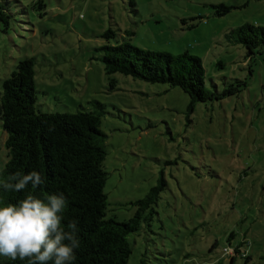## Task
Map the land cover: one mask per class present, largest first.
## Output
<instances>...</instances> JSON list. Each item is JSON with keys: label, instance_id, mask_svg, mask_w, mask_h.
I'll list each match as a JSON object with an SVG mask.
<instances>
[{"label": "rangeland", "instance_id": "374dc122", "mask_svg": "<svg viewBox=\"0 0 264 264\" xmlns=\"http://www.w3.org/2000/svg\"><path fill=\"white\" fill-rule=\"evenodd\" d=\"M135 1L137 13L124 0H0L9 16L0 20V88L29 58L39 111L100 114L106 218L131 219L162 176L153 212H141L127 237V264H262L264 49L248 57L225 36L245 23L264 26V0ZM219 4L231 10L218 16ZM109 28L116 36L105 40ZM125 42L199 58L209 91L235 81L242 89L189 113L177 87L105 73L98 48ZM5 138L0 122V170Z\"/></svg>", "mask_w": 264, "mask_h": 264}, {"label": "trees", "instance_id": "16d2710c", "mask_svg": "<svg viewBox=\"0 0 264 264\" xmlns=\"http://www.w3.org/2000/svg\"><path fill=\"white\" fill-rule=\"evenodd\" d=\"M124 1L131 12L137 13L135 0ZM212 8L218 16L231 10L223 4ZM8 18L0 6V20ZM115 36L111 28L101 35L105 40ZM225 37L230 43L242 45L248 57L264 49V26L245 23L231 29ZM98 50L107 75L120 73L148 83L177 87L189 98V113L198 103L222 100L242 89V83L235 81L222 92L207 90L201 60L186 52L171 55L147 51L127 42L104 45ZM36 101L34 62L25 58L17 62L0 88V122L6 135V161L0 170V179L16 172L36 171L45 183L36 189L28 185L23 191L0 188V206L16 204L29 194L41 199L63 194L67 207L62 213V226L67 230V224L76 221L79 230L80 243L74 250L72 264H127L131 253L127 237L139 229L141 212L148 209L153 212L165 186L162 176L144 198L134 203L137 211L131 219L119 222L106 218L107 197L103 190L108 177L103 164L106 135L100 129V114L81 110L45 113L37 109ZM92 104L100 110L103 108L99 103ZM261 260L264 264V255ZM146 262L142 257L140 264ZM0 264H28V261L0 256Z\"/></svg>", "mask_w": 264, "mask_h": 264}, {"label": "clouds", "instance_id": "9594fccd", "mask_svg": "<svg viewBox=\"0 0 264 264\" xmlns=\"http://www.w3.org/2000/svg\"><path fill=\"white\" fill-rule=\"evenodd\" d=\"M44 183L36 171L16 172L0 179V188L23 191L28 185L36 189ZM66 207L63 194L46 195L45 199L29 194L16 204L0 206V256L27 260L28 264H72L80 243L79 230L76 221H70L67 230L62 226Z\"/></svg>", "mask_w": 264, "mask_h": 264}, {"label": "built area", "instance_id": "2783aa9c", "mask_svg": "<svg viewBox=\"0 0 264 264\" xmlns=\"http://www.w3.org/2000/svg\"><path fill=\"white\" fill-rule=\"evenodd\" d=\"M226 253H227L228 255H231V254H232L231 252H229V251H227V250H226Z\"/></svg>", "mask_w": 264, "mask_h": 264}]
</instances>
